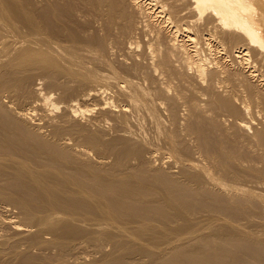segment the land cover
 I'll return each mask as SVG.
<instances>
[{"label": "bare ground", "instance_id": "6f19581e", "mask_svg": "<svg viewBox=\"0 0 264 264\" xmlns=\"http://www.w3.org/2000/svg\"><path fill=\"white\" fill-rule=\"evenodd\" d=\"M72 1H74V0H72ZM72 1H71V3H72ZM122 1L121 0H83V1L80 0L79 3H77V4L75 3L74 5H71V4H67V0H0V180L4 182V184H3V182L0 181L2 183L0 185V196H2L4 198L6 197L12 203H15L17 208L19 207L25 213V215L28 216V221H27V218L25 219L26 223L27 222L28 223L27 224L24 223V226H17L14 224V221H12L13 222L12 223L9 220V224L11 223V225L15 228V230L17 229V232H19L20 234L23 233L24 235L29 234L28 237H26L25 239L23 238L24 240L22 239L19 241V245L23 246L25 244L24 246H25V248H27L24 251L22 249L17 251V252H19L18 253L19 254V261L20 260H21V262L27 261L28 263L30 262L31 264L33 261H36L37 263L40 262L43 264L47 263V262L52 263V262H54V261H52V259H50V258H52V256L45 255V254L34 255V253L28 254V252H29L28 249H31V251H32V249L33 250L38 249L37 251H35L36 253H38L39 250L40 251L43 250V253H44V249H49V248L54 246L55 249L57 247L58 248L57 250H59V255H57L58 256L57 260L59 262L56 260V257H55L53 260H55L56 262H54L53 264H56V263H58V264H76L77 261L76 262L73 261L71 263L69 262L71 260L65 261L64 256L69 249L74 250V251L70 250L71 252H73V254H74V252L80 253V250L83 248V246H84V250H85L86 244L89 245L88 243H91L90 245L94 246L95 244L99 243L100 239H102V240L104 239V241L106 240L114 249V250L112 249L114 254H112L109 257L110 259H107L108 257L106 255L107 260H105V261H108V260L109 261L105 264H263L264 263L263 262L264 261V240L257 238L259 234H264V233H258V230H260V228L262 226L259 229H256L257 232L254 231L255 233H258V235L256 234V236H257L256 237V236H254L255 234L254 235L250 234L249 233L250 230H248L246 228H245V230H247L248 233L244 232L245 230L241 231V228H239L240 230H238L237 228H235V229L233 227L231 228L227 224H224V225L220 224L221 222L219 220L220 223L219 222L218 223L220 225L218 224L216 226H212V229H213V227H217V228H215L216 231L214 230L215 232L213 230H210V232L204 233V231L199 232L197 230L196 224H198V222L196 221L197 223H195L191 217V214L193 212H195V211L200 212L202 210L204 212H208V213H222L223 215H226V216H233V215L235 216V215L239 214V211H238L239 209H237L238 207L236 208V203H233V204L231 203L232 205H229V203H228V205H227V203L224 204L222 202L221 198H219V197H221V195L219 197H217L219 195V194H217V192H216L217 196L215 193H214L215 195H213V194L211 195L209 193H203V191L199 192V188L202 186L199 187V185L201 183L198 184V180H197V177L195 175L185 176L184 174H182L181 176L185 177V178L183 177L184 180H177L178 178L177 179L172 178L173 177L172 172H174V170L171 172V174L169 172V174L172 175V177L164 175L165 173H164L163 169L157 170L156 169L157 167H154L151 165L152 161H154V163H155V160L157 157L154 156L155 160H152V161L150 160L151 162L147 161L149 159L146 160V158H142V157H144V155L142 156V151L145 149H143L142 151H141L142 147L141 148L138 147L139 149H137V145L133 144V142H132L134 140L131 138L132 135H129L130 136L129 140H132V141H129L126 137H125L126 139H118L117 140V138L115 137L117 135L111 134L110 133L111 131L108 132L105 129H103V130H105V132H108L109 137H110V135H109V133H110L111 137H112V135H114V138H115L112 140V138L110 137L111 139H108L109 141H105V139L102 136L104 135V137H105L106 133L103 135L100 134L98 131L99 129L98 130L96 129L98 126L96 128L94 127L95 130H93V127H92V130L89 129V127H90L89 122L91 125V123H92L91 121H93L94 117H96L95 115L93 118H91V119H93L91 121L89 120L90 119L89 116H88V118H86V119H88L87 120L88 126L86 123H82L83 119L86 120L85 119L86 113H88V111H93V109L90 110L91 108H88L89 106H87V104H88L87 102H90V100H93V99L94 100L91 102L92 103L95 102V103L92 105V107L99 109V111L97 109H95L94 113L97 111V113L101 112L102 113V114L100 113L101 115H105V112H107L108 114H110V113L114 114V113L120 112L122 114L123 119H121L120 117L119 118L121 119V121L122 120L124 121V122H122V123H124L122 125H125L124 118L126 116L128 117V115H129V113L127 114V112L129 111L127 109L128 108L130 109V107H128V105H120L121 103L119 104V102H122L120 100L118 103L114 104L112 101H110L108 99V96L106 98V95L105 94L103 95L102 92H104V89L101 87V86L105 87L103 84L100 85V87H99L100 83H98V85L93 84L96 87H93L90 89L87 88L88 90L87 89L84 90L85 88L84 89L79 88L83 85L85 86V84H87V83L90 84V83H94L97 81L98 82L104 81V82H109V83L111 82V81H109V80H111L110 76H109L111 74V71H110L111 70V67H110L111 63L108 62V59H107L108 63L107 62L106 63L110 67L109 68L110 69L109 75H108L107 70H104V69H106L105 67H108V66H105L106 64L104 65V68H102V69L104 71H106L107 74L102 73L103 70H101V69L97 70V71H102V72H97L96 70L94 71L89 66H87L88 64H86L82 60V58H84V57H82V55L84 53V54H87V56H88V54L90 53L91 50L95 51V49L98 47V43H99L98 40H100L98 38L101 37L100 32L103 29L102 27H103V21H104L105 16H107V15L109 16V14H110V16H112V17H109L110 21H111V18H114V21L113 22L111 21L112 22L111 25L109 24L111 26V29H108V30L111 33H114V30H116V28H114V30L112 32L113 26L118 27L117 25H119L121 27V25L123 26L125 24L124 22L121 23L120 18H119L123 14V11H122L123 8H122V3H121ZM153 1L154 0H129V3H130V6L132 8H134V10L136 9L138 11V13L143 14V16L146 17V20L147 19L151 20L150 22H152V20L155 21V26L157 28V32L158 31L166 32V34L169 37L168 40L170 43V45H169V43L167 44L168 41H166V45L169 46L170 48L172 46L173 50L177 49L178 54L179 53L181 54L180 60L182 59V61H184L185 63L190 65V67L195 68V70L192 68H188L189 66H187L186 64L181 62L182 64H184V66L185 65L187 66V70L185 69L186 71H192L193 70L194 72H191V73L197 72L196 78L198 75H199L198 76V78H199V77H201V76L203 77V75H205V73L207 71V67L210 68V67L214 66L219 74L216 71H211V70L210 71L215 73V74L217 73L219 75V77L222 78V80L220 79L221 81L220 80L219 81L220 82L224 81L225 83H228L227 85L229 86V84H230L229 82H231L232 81L231 79H233L230 74H227V70H228L229 66L226 67V65H224V63H223V65L219 64L218 61H220L221 59L218 60V58H216V57L211 58V56H209V60L211 58V60H213L212 61L213 64H207L206 62L208 61V55L205 58V57H201L200 54H198L199 51L197 52V50H198L197 47L195 48L193 46L194 45L193 43H195V42L193 41V38H190V35L186 34V36H187V37L185 36L186 39H183L184 36L181 39H179L180 36L178 38L177 32H179L180 29L181 30L186 29V27H188V26L185 27L184 24L182 23L183 24V25L181 24L182 27H181V25L178 27L177 26L178 23L177 24L174 23L175 21L173 22V19L171 20V18L169 19V17H165L164 20H163V18H161V20L156 19V17H158V16L163 17L162 15L164 12V8H163L164 5L161 2H157V4L159 3L161 5V6L159 5V7L161 9H163V12H162V10L158 9L159 7L158 8L153 7L156 5V3L154 4ZM187 1L189 2L187 4V6L190 9H192L193 12L198 11L200 14L201 12L206 13L208 11H211L212 13L211 12H209V13L214 14L213 16H215L216 19L218 21H220L219 22L221 24L220 27H222L221 29L225 30L226 36L235 38V41H238L237 39H239V41H241L239 43H235V45L230 43V45L231 44L233 45V46H231V48H232L231 51L235 52L233 54H235L234 56L236 57V61L232 59L233 62L235 61L237 63H242V64L247 62L246 64L248 65L250 62L249 61L250 59H248L250 52H253V54H255V57H260V58L262 57V59L264 58V0H186L185 4L187 3ZM142 3L145 5V7H144V5L142 6V7H144V9L141 8ZM130 6H128V7H130ZM256 6H257V8H256ZM124 8H125V6H124ZM205 10H207V11H205ZM132 11H133V9H132ZM203 11H205V12H203ZM126 12H127V10H126ZM161 12H162V15H161ZM195 14H197V13H195ZM199 14L197 15L198 17H199ZM131 15H133V13ZM138 15H140V14H138ZM138 15L136 17H138ZM123 16H124V19H126V24L130 23V18H129L130 14H129V16H127V14H126V16H127L126 18H125L124 14H123ZM200 16H201V14H200ZM109 18H108V20H109ZM195 18H197V17H195ZM211 18H213V17H211ZM122 19H123V17H122ZM124 19L122 21H124ZM139 19L140 18H138V20ZM142 20H143V17H142ZM146 20L144 19L143 21L146 22ZM110 21L104 22V24L110 23ZM133 21H134V18H133ZM135 21H136V19H135ZM135 21H134V24H135ZM166 22H168V24ZM171 22H172V24H171ZM136 23L137 24H135V25L139 24L138 21H136ZM153 23L154 22H152V24ZM219 23L217 24V26L219 25ZM144 24H146V23H144ZM175 24H176V26H175ZM207 24H206V26H207ZM147 25H148V23H147ZM150 26H151V23H150ZM155 26L153 27V29L155 28ZM131 28H132L131 30L137 29V27L135 29V28H133V26ZM125 29H129V28L127 27ZM125 29H124V31H125ZM153 29L151 31H153ZM108 30H107V32H108ZM120 30H118V31H120ZM139 30L142 31V28L140 29V27H139ZM145 30H146V28H145ZM186 30H188V28ZM220 30L218 29L219 32H220ZM118 31L116 30L117 33H118ZM190 31H189V33H191ZM105 32H106V30H105ZM126 32H127V30H126ZM155 32H156V30H155ZM117 33H116V36H117ZM135 33H137V32H135ZM142 33H143V31H142ZM148 33H149V35H152V34H150L152 32L148 31ZM160 33L161 32H159V34ZM223 33H224V31H223ZM98 34H99V36H98ZM123 34H124V32H122V35ZM138 34H139V32H138ZM108 35H110V37H111L110 33ZM122 35H121V37H122ZM129 35H130V33L128 32L127 36H129ZM146 35H148V34H146ZM157 35H156V37H158ZM182 35H183V33H182ZM208 35H210V34H208ZM130 36L133 37L134 34L130 35ZM163 36H165V33L163 34ZM219 36H220V34H219ZM113 37H114V35H113ZM117 37L119 39V36H117ZM135 37H136V35H135ZM154 37H155V35H154ZM207 37H205L206 41H207ZM102 38H103V36H102ZM125 38L126 37H124V40L127 41ZM216 38H219V37H216ZM109 39H112V38H109ZM109 39H107V40H109ZM153 39L154 38H152V40ZM190 39L193 41V43H192L193 45L186 43L187 40L189 41ZM120 40H123V38L119 39V41ZM105 41H106V39H105ZM115 41L117 42V40H115ZM132 41H133V39H132ZM215 41L216 40H214L213 42H215ZM228 41H227V43H228ZM223 42H225V41L223 40ZM231 42H233V41H231ZM102 43H103V41H102ZM119 43H121V42H119ZM216 43H217V41H216ZM222 43L220 42L217 44H221L224 47L225 43L224 44H222ZM126 44H127V42H126ZM128 44H129V42H128ZM108 45H110L109 42H108ZM115 45H116V43H115ZM117 45H118V42H117ZM130 45H132V44H130ZM228 45H229V43H228ZM99 46H100V44H99ZM103 46H105L107 48L106 45L103 44ZM217 46H219V45H217ZM217 46H215L213 48L218 50L219 47H217ZM226 46H227V44H226ZM108 47L110 49V46H108ZM164 47H165V45H164ZM211 47H210V50L212 49ZM120 48H122V47H120ZM127 48H131V46L129 47V45H128ZM159 48L156 49L157 51L155 50L157 53H158V51H160ZM113 49H114L113 52L115 55L116 54L115 53L116 46L114 48V45H113ZM113 49H111V51ZM225 49L226 48H224L222 50H225ZM98 50H99V47H98ZM101 50H102V47H101ZM207 50L209 52V48ZM86 51H89V53L88 52L86 53ZM107 51H108V49H107ZM107 51L105 52V50L103 49L102 52L107 53ZM216 51H215V54L216 53L219 54V52H221V51H219V52H216ZM96 52H97V49H96ZM113 52L111 54H113ZM165 52H167V51L165 50ZM159 53H161V52H159ZM98 54L99 53H97V57H98ZM104 54L102 53V56ZM121 54H120V56H121ZM156 55H159V54H156ZM226 55L228 56V53H226ZM107 56H109V55L107 54ZM163 56H164L163 63L165 62V59L170 60L169 58L171 56L168 58H165V55H163ZM110 57H112V56H110ZM223 57H225V56H222V58ZM91 58H92V56H91ZM119 58H121V57H119ZM154 58H156V57H154ZM154 58H152V59L154 60ZM157 58H159V57H157ZM157 58H156V60H157ZM249 58H250V56H249ZM86 59H89V58H86ZM206 59H207V61L205 62ZM253 59H254V57H253ZM93 60H95V58ZM104 60H106L105 57H104ZM156 60H155V62H156ZM178 60H179V58L177 59V62H178ZM109 61H110V59H109ZM115 61H114V63H115ZM243 61H245V62H243ZM100 62H101V60H100ZM100 62L98 61V63H100ZM111 62H112V60H111ZM120 62H122V61H120ZM168 62H171V61H168ZM252 62H250V63H252ZM125 63L126 62L124 61V65L127 64V63L126 64ZM133 63H134V61H133ZM136 64H134V65L136 66ZM147 64H148V62H147ZM152 64H153V62H152ZM170 64H172V63H170ZM116 65H117V63H116ZM191 65H193V66H191ZM238 65H240V64H238ZM98 66H100V65H98ZM111 66H113V65H111ZM135 66H134V70H135V68L138 69V67H135ZM161 66H165V65H161ZM167 66H168V64L166 65V67ZM178 66H180V65H178ZM91 67H92V65H91ZM120 67H118V69ZM130 67H131V65H130ZM153 67H155V66H153ZM153 67H151V69ZM158 67L160 68L159 64H158ZM166 67L164 69H166ZM240 67H241V65H240ZM252 67L254 68V66H252ZM127 68L125 71H127ZM156 68H157V66H156ZM159 68H158V70L161 69V68L160 69ZM168 68H169V66H168ZM173 68H177V67H173ZM115 69H117V67ZM130 69L132 71V68H130ZM189 69H192V70H189ZM247 69H249V68H247ZM155 70L153 69V73H157V71H155ZM172 70H174V69H172ZM181 70H182V68H181ZM170 71L168 70L169 73H170ZM182 71H180V72H182ZM243 71H245V70H243ZM134 72L136 73V71H134ZM147 72H149V70H147ZM150 72H151V70H150ZM163 72H162V74H165V75L168 74L169 75V73L166 74ZM173 72H175V71H173ZM124 73H123V75H125ZM131 73L133 74V72H131ZM176 73H178V72H176ZM176 73H174V74H176ZM229 73H230V71H229ZM236 73L237 72H235V74ZM114 74L116 76L117 73L115 72ZM129 74H127V75H129ZM136 74H135V76H136ZM139 74H141V73H139ZM157 74H160V73L158 72ZM157 74H155V76ZM186 74H187V72H186ZM242 74L245 75L244 72ZM261 74L262 73H260V76H261ZM141 75H143V73ZM165 75H164V78H165ZM180 75H182V73L179 74V76ZM210 75H211V73H209V76L207 75V78L210 77ZM236 75L238 76V74H236ZM239 75H240V72H239ZM247 75L254 76L255 74H251V72L248 71ZM143 76L139 77V78H141L140 82L136 79L138 77H135L134 80H137L140 84H142V81L144 80V79L142 80ZM146 76H145V78L148 77V76L147 77ZM157 76H159V75H157ZM183 76H184V74H183ZM237 76H233V77L237 78ZM125 77L128 78V76H125ZM125 77L122 76L123 79ZM133 77H134V75H133ZM174 77H175V75H174ZM181 77L182 76H180V78ZM204 77H206V76H204ZM213 77H214V75H213ZM240 77H238V78H240ZM243 77L245 79V76H243ZM257 77H259V76H257ZM257 77H256V79H259ZM115 78L118 79V77L117 76L114 77L115 86L117 87L116 93L119 92V94L124 95L125 97L128 96L126 98L130 99L129 103L131 102L130 104H133V106L135 107L137 105V103H134L136 98L134 99L133 96H136L138 98V96H137V95H139V94H137L139 92L138 90L143 88V91H142V95H143L144 90H146V92H147V88L145 89L144 86L139 88L138 86L140 84L138 85V82H136L138 85L137 86V85H135V83L132 82L133 79L132 80L130 79L131 81H129V80H128L129 82L126 81L127 82L126 85L130 84L129 85L130 87L128 86V88L129 89L131 88L130 90H132V92L129 93L128 91H130V90L129 89L127 90L126 89L127 87L124 88L123 85L118 84V80H120V79L115 81ZM129 78H131V76ZM151 78H149V79H151ZM156 78L161 79L163 77H161V78L156 77ZM198 78H197V80H198ZM246 78H248V77H246ZM153 79L155 80L154 74H153ZM153 79H152V81H153ZM167 79H168V83H171L170 81L173 80V79L170 80L169 77ZM174 79L176 80L177 78L175 77ZM187 79L189 80V78H187ZM201 79L203 81V78H201ZM201 79H199V80L201 81ZM211 79H209V80H211ZM41 80H43V81L45 80V81H47V84H49L51 86L55 85V86H57V89L58 88L61 89V93L58 92L60 94V96H62V102H63V103L60 102V106L62 105L61 106L62 108L60 109L61 111L59 110L60 113L57 112L58 114L49 116L48 113L46 112L47 110L50 111L49 108H51V106H53L55 104L51 99L52 92H50L51 93L50 94V93H47L48 92L47 91L46 94L45 93L43 94V91L41 93V90H39L40 87L42 86ZM122 80H120V83ZM145 80H147V79H145ZM207 80H206V82H208ZM215 80H216V77H215ZM215 80H213V81H215ZM144 81H143V83H144ZM181 81H183V80H181ZM71 82H73V83L75 82L76 84L74 85ZM172 82H175V81L173 80ZM180 82H179V84H180ZM123 83L125 84L124 80H123ZM162 83H163V81L160 82V87H161ZM166 83H167V81L165 82V84ZM175 83H178V82H175ZM183 83H185V82H183ZM213 83L215 84V83H217V81H215ZM225 83L223 84L224 86H226ZM244 83H245V81H244ZM247 83H249V80ZM200 84H201V82H200ZM220 84L222 85V83H220ZM239 84H240V81H239ZM49 85H48V88H49ZM105 85H106L107 89L110 87H113L112 83H111L110 87H109V84H105ZM163 85H164V83H163ZM172 85L173 84L171 83V87H172ZM215 85H217V84H215ZM237 85H236V87H237ZM149 86H151V85H149ZM149 86H147V87H149ZM165 86L167 87V85H165ZM224 86H223V88L225 89L226 87H224ZM230 86H232V85L230 84ZM230 86H229V88H230ZM248 86L251 87L252 85H248ZM169 87H170V85H169ZM171 87H170V89H171ZM181 87H180V89H182ZM202 87H201V89H202ZM204 87L206 88L205 85H204ZM204 87H203V89H204ZM218 87L222 88L221 86H218ZM236 87L234 85L235 89H236ZM53 88H55V87H53ZM53 88L51 91H55V89H53ZM113 88H115V87H113ZM153 88H155V87H153ZM163 88H164V86H163ZM187 88H186V90H187ZM215 88H216V86H215ZM215 88L213 87L214 90L217 89V88L216 89ZM223 88H222V90H223ZM59 89L57 91H60ZM150 89L151 88H149V90ZM180 89H178V90L180 91ZM209 89H208V91H210ZM231 89H233V88H231ZM235 89H233V92H231L232 94H234L236 92ZM108 90H106L105 93H109ZM111 90L115 91L112 88H111ZM151 90H153V89H151ZM178 90L173 91V89H172V92H176ZM205 90H207V89H205ZM225 90H227V89H225ZM230 90H229V92H230ZM241 90L243 91L242 88L240 89V91ZM211 91H210V93H211ZM238 91H239V89H238ZM133 92L136 93L137 95H135V94L133 95ZM162 92H164V90H162ZM162 92L161 93L158 92V96H159V94H162V96L165 95V93L163 94ZM166 92L170 93V91H168V90ZM182 92H184V91L182 90ZM225 92L226 91H224V93ZM247 92H248V90H247ZM251 92L252 91L250 90V94H251ZM101 93H102V95H101ZM155 93H157V92H155ZM178 93L179 92L176 93V96ZM210 93H208V94L210 95ZM217 93L218 92H216V95H217ZM227 93H228V91H227ZM231 93H229V94H231ZM236 93L238 94V92H236ZM253 93H255V92H253ZM111 94H112V92H111ZM147 94H149V92ZM151 94H152V91H151ZM201 94L202 95H199V96L205 95V93H203V92ZM211 94H213V93H211ZM229 94H227V95H229ZM237 94H235V95H237ZM240 94L242 96V93H240ZM32 95H34V96L36 95V96L34 97ZM154 95H156V94H154ZM170 95H171V93L169 94V96ZM209 95H206V97ZM216 95H215V98H216ZM248 95H249V93H248ZM55 96H58V95H55ZM101 96L105 97L106 99L105 98L103 99ZM149 96H150V98L152 97L151 95H149ZM184 96H186V95H184ZM223 96H224V94H223ZM112 97L113 96H111V98ZM145 97L147 98V96H145ZM159 97L161 98V96H159ZM210 97H211V95H210ZM218 97H220V96H218ZM226 97H228V96H226ZM234 97H236V96H234ZM257 97L256 98L254 97V99H257ZM262 97L260 95V98H262ZM155 98L159 99L156 96H155ZM212 98H214L213 95H212ZM212 98H211V100H212ZM244 98H245V96H244ZM244 98H243V101L245 100ZM152 99L154 100V98H152ZM163 99H165V97ZM235 99H237V97ZM123 100H125V99H123ZM128 100H127V103H125V104H129ZM139 100H140V97H139ZM166 100H168V98H166ZM175 100L174 101L177 102V97H175ZM230 100H231V98H230ZM181 101H182V99H181ZM183 101H185V100H183ZM190 101H188V102H190ZM247 101H250V100H247ZM124 102H126V100ZM151 102H154V101L151 100L150 103L149 102L148 103L151 104ZM156 102H158V100ZM197 102L198 101H196V103ZM201 102H203V100H201L200 103ZM238 102L241 103L242 101L240 100ZM193 103H194V101L192 102V104ZM215 103H216V101H215ZM225 103H226V100H225L224 104ZM255 103H256V105H259L258 100H256ZM85 104H86L87 108L85 107ZM153 104H155V103H152L151 105H153ZM162 104H164V103L162 102ZM172 104L173 103H171V105ZM182 104L186 105V103H182ZM192 104H190V105H192ZM144 105H143V107H145ZM180 105H179V108H181ZM206 105H204V106L206 107ZM216 105H217V103H216ZM230 105H232V104L230 103ZM238 105H239V103H238ZM246 105L243 106L241 104L242 110L245 111L246 113H248L249 111L247 112L246 108H249V107H247ZM260 105H261V102H260ZM13 106H15V108L17 107V109H13L12 108ZM34 106L40 107L39 108V109H41L40 111L43 110L44 113L41 112L42 114L40 113L39 116H36L35 115L36 113H34V109H33V108H35ZM133 106H132V108H133ZM138 106L142 108V105L138 104ZM235 106L233 108H235ZM146 107H148V106H146ZM154 107H155V105H154ZM161 107H162V105H161ZM164 107H166V106H164ZM177 107H176V111L178 112V111H180V109ZM194 107L197 108L199 106L196 105ZM201 107H203V106H201ZM213 107H210V108H212L211 111L213 110ZM230 107L231 106H229V110H230ZM254 107H255V105H254ZM258 107L260 108V106H258ZM156 108H158L157 105H156ZM173 108H175V107L173 106ZM190 108H192V107H189V109ZM233 108L231 107V109L234 111ZM239 108H240V106H239ZM163 109H165V108H163ZM166 109L168 110V108H166ZM169 109H170L172 118L177 116L176 111L174 109H172V107H170ZM177 109H179V110H177ZM183 109L185 110V108H183ZM183 109H181V111ZM189 109H187V110H189ZM215 109L216 108H214V110ZM217 109H220V107L218 106ZM133 110H134V108H133ZM149 110L154 111L152 108H150ZM187 110H185V111H187ZM201 110H200V112H201ZM248 110H250V109H248ZM262 110L264 111V109H262ZM262 110H260V111H262ZM35 111H37V110H35ZM103 111H105L104 114H103ZM136 112H137V115H136V118H137V116L139 115L138 113H140V112L135 111V113ZM142 112L139 116L140 118L142 116ZM145 112L146 111H144V114H145ZM160 112H162V110ZM197 112H199V111H197ZM258 112H257V114H258ZM154 113L155 112H153V114ZM166 113L168 114V111ZM185 113L187 114V112H185ZM189 113L190 112H188V114ZM191 113H193V112H191ZM261 113H264V112H261ZM89 114H91V112ZM100 114L98 113V115H100ZM132 114L133 113H131L130 115L132 116ZM144 114H143V116L148 115V113H147V115H144ZM158 114L159 113H157V115H155V116L159 117ZM117 115H119V114H117ZM152 115H150V117L149 116H147V117L151 118ZM162 115L163 114L161 113L160 116H162ZM168 115H170V114H168ZM182 115H183V113H182ZM184 115H183V119H185ZM237 115H235V116H237ZM244 115H246V114H244ZM259 115L260 114H258V116ZM261 115H260V117H261ZM92 116L90 115V117H92ZM105 116H107V115H105ZM105 116H104V118H105ZM115 116H116V114L114 115V117ZM163 116H166V115L164 114ZM221 116L223 117L222 113H221ZM224 116H226V115H224ZM263 116H262V118H264ZM44 117H46V118H44ZM109 117H110V115H109ZM109 117H108V119H109ZM127 117H126V119L129 121L128 118L130 116L128 118ZM188 117H190V115H188ZM192 117H190V118H192ZM260 117H259V119H260ZM104 118L100 117L99 119H104ZM115 118L118 119V116H116ZM132 118L133 117H131V119ZM146 118L144 117V119H146ZM240 118H241V116H240ZM244 118H246V117L244 116ZM256 118H258V117L256 116ZM43 119L45 120V123L42 122ZM99 119H98V121H100ZM108 119H106V120H108ZM167 119L169 120V118H167ZM181 119H182V117H181ZM95 120H96V118H95ZM135 120L134 121L132 120V121L135 122ZM138 120L139 119L137 118V121H136L137 123H135L136 126H139V125H137L138 123L142 124L141 121L143 119L140 120V122H138ZM186 120H187V118H186ZM224 120L226 121L227 119L224 118ZM108 121H105V119H104V122L107 123ZM121 121L119 122L120 126H122L120 124ZM164 121H167V120H164ZM177 121H178V118H177ZM245 121L246 120L244 119V122ZM154 122H157V121H154ZM173 122H175V120ZM182 122H183V120H182ZM184 122H185V120H184ZM197 122H198V120H197ZM234 122H235V124L240 125V126H244V124H245L243 122V120H241V119H239V120L235 119ZM262 122H264L263 119H262ZM93 123H92V125H93ZM111 123L109 122L108 124L111 125ZM114 123L116 124L117 121L116 122L114 121ZM164 123H166V122H164ZM167 123H168V121H167ZM99 124H100V122H99ZM129 124H130V122H129ZM131 124H133V123H131ZM150 124L151 123H149V125ZM256 124L254 123V125H256ZM117 125H118V123L116 124V126ZM119 125L117 127L118 129H114V132H117L119 130L118 131V133H119L121 131V127L119 129ZM153 125L155 126L156 124H152L151 126L153 127ZM157 125H158V123H157ZM159 125H163V124L159 123ZM159 125H158V127L160 128ZM237 125H236V127H237ZM259 125H261V124H259ZM100 126H101V124H100ZM140 126L138 128L143 129V127H140ZM169 126H170V124H169ZM175 126H177L176 123H175ZM197 126H199V125H197ZM246 126H247V124H246ZM148 127L149 126H147V128ZM156 127L157 126H155V128ZM248 127L250 128V126H248ZM102 128H103V126H102ZM102 128H100V130ZM110 128H111V126H110ZM131 128L133 129V127H131ZM145 128H146V126H145ZM159 128H158V130H159ZM238 128H239V126H238ZM247 128H245V129H247ZM249 128H248V130H249ZM259 128H261V126ZM263 128H264V126H263ZM132 129L130 130V127H129L128 131H129V134H130V132H132L134 135V132L136 130L133 131L135 128L133 130ZM241 129H242V127H241ZM109 130H111V129H109ZM125 130L122 131L123 134H125ZM187 130H189V129H187ZM193 130L196 131L197 129H193ZM198 130L200 131V129H198ZM155 131H157V130H155ZM160 131H162V130H160ZM165 131H166V129H165ZM173 131H176V130H173ZM242 131H244V130H242ZM140 132L143 133L144 131L141 130ZM248 132L249 131H246V134ZM136 133H138V131ZM157 133H159V131ZM169 133H170V131H169ZM169 133H168V135H169ZM259 133L261 134L260 131H259ZM162 134H163V132H162ZM256 134H257V132H256ZM139 135H142V134H139ZM143 135H144V133H143ZM134 136L136 137V135H134ZM134 136H132V137L134 138ZM176 136L174 137L175 139H177ZM199 136H200V134H199ZM118 137H120V134H118ZM138 137L141 138V136H138ZM154 137H155V135H154ZM181 137H183V135H181ZM254 137H256V135H254ZM169 138L171 139V136ZM241 138H242V136H241ZM103 139H104V141H102ZM145 139H146V136H145ZM145 139L143 138V141ZM199 139H200V137H199ZM203 139H204V137H203ZM139 140H141V139H139ZM166 140H168V139H166ZM262 140H263V138H262ZM169 141H171V140H169ZM199 141H202V140L200 139ZM144 142H142V144ZM149 142H147V143H149ZM174 142L175 141L173 140V143ZM222 142H223V140H222ZM218 143H221V141H219ZM178 144H179V142H178ZM180 144H181V142H180ZM83 145L89 146V147L91 146L92 150H94L95 149L94 147H96L98 149V153L99 152L100 153L105 152V154H103L105 156H103V157L107 156L106 151L114 152L115 155L112 154V156H115V160H114V158H111V160L112 159L114 160V163L110 164L109 162L107 163V162H104L101 160L98 161L97 163H94L95 161L90 162V160H92L93 157L89 161L83 160L85 158L84 156H87L86 152H85V148ZM148 145H149V147H151V144H148ZM202 145L204 146V143ZM212 145L216 146V144H212ZM218 146H220V144L219 145L217 144V147ZM222 146L225 147L226 145L225 146L222 145ZM222 146H220V147H222ZM89 147H86V148H89ZM143 147H145V144ZM182 147H183V145H181V148ZM217 147H215V148H217ZM199 148H202V147H199ZM146 149L149 150L148 148H146ZM158 149L156 150V148H155L156 151H158ZM177 149H179V148H177ZM212 149H209V151L207 150L208 153H207L206 157H207V161H209V162L204 163L203 162L204 160H203L202 161L203 164H202V163H200L201 161H199V160L198 161H191V159H192L191 158L190 161L186 160L188 162L184 163V164H187V165H185V166H187L186 168L187 169L194 168V171H195V169L198 170L200 172V175L204 176L208 180V182H209L208 186L209 187H212V186L217 187L218 189L217 188H215V189H217L218 191L219 190L223 191L225 193V196H226V194H228L230 197H232V196L240 194V197H241V195H247L250 197L252 195V193H250L249 189L245 188L244 185L233 182L234 179L232 177H231L232 182L230 184H226V182L222 181L221 178L222 177L227 178V176L223 175L222 177H220V175L217 172V174L219 175L218 177H220V178H215L217 176L212 177V176H209L207 174L209 171H211V170L207 169L209 167H212V168L217 167L219 169H222L225 174H228V175L230 174L228 172V167H226L223 164L217 165L218 163L215 162L214 157H213L214 154L216 153V151H215V153L214 152L212 153V151H214ZM178 151H180V150H178ZM218 151H220V150H218ZM184 152L187 153L186 150ZM145 153H147L146 150L143 152V154H145ZM224 153H225V151H224ZM224 153H222V154H224ZM226 153H228V152L226 151ZM230 153L231 152L229 151L228 154H230ZM130 154L134 155V157H135V155H137L136 156L137 161L135 160V162H133L132 161L133 156ZM150 154L151 153H149V155ZM228 154H227V156H229ZM233 154H231V155H233ZM79 155H82V157H84V158H81V156H79ZM99 155H102V154H99ZM128 155L130 157H132V160H131V158H130V160L128 159V157H129ZM149 155H147V156H149ZM240 155H242V154H240ZM110 156H111V154H110ZM218 156H221L220 153ZM103 157H101V159ZM151 157H153V156H151ZM188 157H189V155H188ZM252 157H253V155H252ZM88 158H90V157H88ZM147 158H150V156ZM221 158H222V156H221ZM224 158H226V157H224ZM224 158H223V160H224ZM239 159L240 158H238V160ZM243 159H241L242 162H243ZM238 160H235V161L239 162L240 160L239 161ZM246 160H247V158H246ZM105 161H108V160L106 159ZM225 161H226V159H225ZM205 162H206V159H205ZM154 163L152 162V164H154ZM180 163L181 162H179V164ZM175 164L177 165L178 163H175ZM234 164L232 163L231 166ZM235 166L237 169H239L238 164H235L234 166H232V168ZM159 168H161V167H159ZM182 170L184 171V169H182ZM182 170H181V172H183ZM159 171L160 172L163 171V174L158 173ZM168 171L169 170H167V172ZM231 171H233V169ZM262 171H264V170H262ZM237 172H239V171H237ZM242 172H240V173H242ZM175 173H177V172H175ZM252 173H253V171H252ZM236 174H238V173H235V175ZM235 175L233 177H235ZM262 175H264V174H262ZM178 176H179V174H178ZM245 177H243V179ZM257 180H258V178H257ZM204 183H205V181H204ZM204 183H202V185L206 184V183L205 184ZM232 183H235V184H232ZM215 189H214V191H215ZM250 189H252V188H250ZM205 190H206V188H205ZM252 192H254V191H252ZM247 196H244V198ZM224 198L225 197H223V199ZM228 198H226V200ZM261 199H262V195H261ZM236 200H238V199H236ZM229 201H231V200H229ZM249 201H245V203L243 202L242 203L243 206H246V203ZM251 201L253 202L252 198H251ZM238 203H240V202H238ZM259 207H258V209H259ZM261 207H263V206L261 205ZM255 209H256V206H255ZM258 209H257V211H258ZM244 210H246V209H244ZM253 211H255V210L253 209L252 212ZM246 212H248V211L246 210ZM252 212H249V213H251V215H254V214H252ZM262 212H264V209ZM19 213H22V212H19ZM261 214H263V213H261ZM193 215L195 216L196 214H193ZM240 215H241V213H240ZM218 216H220V215H218ZM249 216H250V214H249ZM249 216H246V218H248ZM259 216L260 215H258L257 217H259ZM261 216H264V215H261ZM195 217H197V216H195ZM251 217L256 219L255 216L254 217L251 216ZM224 218L225 217H223L222 220H224ZM194 219H197V218H194ZM209 219H211V218L209 217ZM238 219H239V216L237 218V221H238ZM22 220H24V219H22ZM229 220H230V218H229ZM249 220H252V219H249ZM213 221L215 222L214 219H213ZM76 222H78L79 224L83 223L84 225L83 224L79 225ZM242 222H244V221H242ZM202 223H204V222H202ZM238 225H236V226H238ZM8 226H10V225H8ZM247 226H248V224H247ZM250 227H252V226H250ZM250 227H248V228H250ZM263 227H264V225H263ZM263 227L261 229H263ZM0 231H1V229H0ZM251 231L253 233V229ZM261 231H259V232H261ZM182 234H186L185 235L186 237L179 238V237H181L180 235H182ZM46 235L47 236L49 235V237H47ZM127 238H130V240ZM261 238H262V236H261ZM2 241H0V242H2ZM21 241H23V242H21ZM100 242H101V240H100ZM104 243H106V242H104ZM3 244L0 243V245H2V246H3ZM162 244L164 246H167V247L166 248L164 247L161 250L157 249L158 251L153 250V249L160 247V245H162ZM12 245H13V243H12ZM49 245H53V246H49ZM99 245H101V244H99ZM21 246L19 248H21ZM92 246H91V248H92ZM106 246H107V244H106ZM12 247L15 248V247H17V245L12 246ZM95 247H96V245H95ZM96 248H98V247H96ZM99 248H101V246ZM0 249H1V246H0ZM12 249H11V251H12ZM52 249H54V248H52ZM92 249H90V250H92ZM3 250H5V249H3ZM16 250L17 249L15 248V251ZM87 250H88V248H87ZM107 250H108V248H107ZM11 251H9V252H11ZM17 252H16V254H17ZM50 252H52V251H50ZM101 252H103V251H101ZM69 254H71V253H69ZM75 255H73V256L75 257ZM77 255H79V254H77ZM82 255L85 256V252H84V254H80V257ZM100 255H103V254H100ZM109 255H110V252H109ZM39 256H41V257H39ZM66 257H67V254H66ZM68 257H69V255H68ZM71 257H72V255H71ZM78 257L75 259H78ZM8 258H6V259H8ZM92 258H94V257H92ZM4 259L0 258V264H1V260L3 262L5 261ZM67 259L68 258H66V260ZM70 259H72V258H70ZM102 259H104V258H102ZM102 259H100V260H102ZM82 260L89 261V260H87V258L86 259L84 258ZM97 260H98V258H97ZM80 262H81V259L78 263H80ZM90 262L92 263L91 260H90ZM95 262H97V261H95ZM12 263H10V264H12ZM7 264H9V263H7ZM13 264H17V262L13 263ZM19 264H21V263H19ZM25 264H27V263L25 262ZM80 264H82V263H80ZM100 264H102V263H100Z\"/></svg>", "mask_w": 264, "mask_h": 264}, {"label": "rangeland", "instance_id": "374dc122", "mask_svg": "<svg viewBox=\"0 0 264 264\" xmlns=\"http://www.w3.org/2000/svg\"><path fill=\"white\" fill-rule=\"evenodd\" d=\"M72 1V0H71ZM71 1L70 0H67V4H71V5H74L75 3L77 4V3H79V1L80 0H74V1H72V3H71ZM83 1V0H82ZM122 1V0H121ZM154 2V4L156 3V5L155 6H153V7H155V8H158L159 7V3L157 4V2H161L163 5V8H164V12H163V9H161L160 7L158 8V9H160V10H162V12H163V15H162V12H161V15L163 16V17H156V19H160L161 20V18H163V20H164V18L165 17H169V19L171 18V20L173 19V22L174 23H178L177 24V26L179 27L182 23L184 24V26L186 27V26H188V27H186V29L188 28V30L191 32V33H189V31L188 30H186V29H180L179 30V32H177L178 33V38H179V36H180V38L179 39H181L183 36V39H186V34L187 35H190V38H193V41L195 42V43H193V41L190 39L189 41L187 40V42L186 43H189V44H191V45H193L195 48L197 47V52H198V54H200V56L201 57H207V55H208V61H207V59L205 60V62L207 63V64H213V60H211V58H213V57H216V58H218V60H220V61H218L219 62V64H222L223 65V63H224V65H226V67H228V70H227V74H230L231 75V77L233 78V79H231L232 81V83L231 82H229L232 86H230V84H229V86H230V88H229V86L227 85L228 83H225L224 81H222V82H220L221 80H222V78H220L219 77V73H218V71L215 69V67L214 66H212V67H207V71H206V73H205V75H203V77L201 76V77H199L198 78V76H197V78H198V80H197V78H196V73L197 72H195V73H191V72H194L192 69H194L195 70V68H192V67H190V65H188L187 63H185L184 61H182V59L180 60V53L178 54V50L177 49H174L173 50V47L171 46V48L169 47V46H167L166 45V41H168L167 42V44L169 43V37H168V35L166 34V32H164V31H158L157 32V28H156V26H155V21H153L152 20V22H154L153 24H152V22H150L151 20H146V17L145 16H143V14H141V13H138V11L135 9L134 10V8H132L131 6H130V3H129V0L127 1V0H123L121 3H122V8H123V14L125 15V18L127 17V16H129V14H130V16H129V18H130V23H128V24H126V19H124V16H123V14L119 17L120 18V22L122 23V22H124L125 24L122 26L121 25V27L119 26V25H117L118 27H116V26H113V28H112V32H113V30H114V28H116V30L118 31V30H120V31H118V33L116 32V30H114V33H111V32H109V30L108 29H111V23L114 21V18H111V21H110V18L109 17H112V16H110V14H109V16L107 15V16H105L104 17V21H103V29L101 30V32H100V34H101V37H99L98 39H100V40H98V47H99V50H98V47L96 48L97 49V52H96V49H95V51L94 50H91L90 51V53H89V51H86V53L88 52L89 54H88V56H87V54H84L83 53V55H82V57H84V58H82V60L86 63V64H88L87 66H89L92 70H103L102 68H104V65L105 66H108L107 65V63L109 62V63H111V65H113V66H111L110 64V67H111V70L109 69L110 67L108 66V67H105L106 69H104V70H107V72H108V75L110 74V71H111V74L109 75L110 76V79L111 80H109V81H111L110 83L109 82H104V81H97V82H94V83H90V84H85V86L83 85V86H81V87H79L80 89H84V90H86L87 88H93V87H96L95 85H93V84H97L98 85V83H100L99 84V87H100V85H104L105 87H103V86H101L103 89H104V92H102L103 93V95L105 94L106 95V98H107V96H108V99L110 100V101H112L114 104H116V103H118L119 102V100L120 101H122V102H119V104L120 105H128V107H130V109L128 108L127 110H129L131 113H133L132 114V116L130 115L131 113L128 111L127 112V114L129 113V115H128V119H129V121L126 119V117L124 118V120H125V125H122V124H124V123H122V122H124L123 120L121 121V119H123L122 118V114L119 112V113H110V114H108L107 112H105V111H103V114H104V112H105V115H107L108 117H109V115H110V117H109V119H108V117L107 116H105V115H101L102 113L101 112H98L100 115H98V113H97V111L94 113V111H95V109H97V108H93L92 107V105L95 103V102H91V101H93V100H90V102H87L86 104H87V106H89L88 108H91L90 110H92L93 109V111H88V113H86V115H85V119L86 118H88V116H89V120L91 121V120H93V119H91V118H93L94 117V115L96 116V117H94V120L93 121H91L92 123H93V125H92V123H91V125H90V122H89V129L90 130H92V127H93V130H95L94 129V127L96 128L97 126L99 127H97L96 129L99 131V133L100 134H105V137H104V135L102 136L104 139H105V141H109L108 139H111L112 138V140L113 139H115L114 138V135H117V136H115L116 138H117V140L118 139H128L129 140V135H132V136H134V135H136V137L134 136V138L131 136V138L132 139H134L133 141L132 140H129V141H132L133 142V144H136L137 145V149H139L138 147H142L141 148V151L143 150V149H145L146 151H147V153H145V154H143V152L145 151V150H143L142 151V156L144 155V157H142V158H146V160L147 159H149V160H147V161H149V162H151L152 160H155V157H157L156 158V160H155V163H154V161H152L154 164H152V162H151V165L152 166H154V167H157L156 169L157 170H162L163 169V171H164V175H167V176H169V177H172V175H170L171 174V172L174 170V172H172V174H173V177L172 178H174V179H177V180H184V176H181L182 174H184L185 176H189V175H195L196 177H197V180H198V184H200L199 185V187L200 186H202V187H198L199 188V192H202L203 191V193H209V194H213V195H215L216 194V192H217V194H219L218 196H217V194H216V196L217 197H219L220 195H221V197H219V198H221V200H222V202L224 203V204H226L227 203V205H228V203H229V205H232L233 203H236V208L237 209H239L238 211H239V214H237L238 216H239V219H238V221H237V218H238V216L237 215H233V216H226V215H223L222 213H208V212H204L203 210L202 211H200V212H193L192 214H191V217H192V219L194 220V222L195 223H197L198 222V224H196V226H197V230L199 231V232H203L204 231V233H206V232H210V230H215L216 231V229L215 228H217V227H213V229H212V226H216V225H218L220 222V224H227V225H229L231 228L233 227L234 229L235 228H237L238 230H240L239 228H241V231H244L245 230V228L246 229H248V230H250L249 231V233L250 234H252V235H254V236H256V234L258 235V233H264V227H263V225H264V216H261V215H264V212H262L263 211V209H264V175H262V174H264V171H262V170H264V128H263V126H264V122H262V119L264 120V118H262V116L264 115V113H261V112H264L262 109H264V58L262 59V57L260 58V57H255V54H253V52H250L249 53V56H250V58H249V56H248V59H250L249 61L250 62H252V63H250L249 62V64L247 65L246 63H237V62H235L236 61V57L234 56L235 54H233V53H235V52H232L231 50H232V48H231V46H233V45H235V43H239V42H241V41H239V39H237L238 41H235V38H233V37H228V36H226V33H225V30L224 29H221L222 27H220V21H218L217 19H216V17L215 16H213L214 14H211L212 12L211 11H208V12H206V13H200L201 14V16H200V14H199V12L197 11H195V12H193V10L192 9H190L188 6H187V4L189 3L188 1H187V3L185 4V2H186V0H154L153 1ZM144 4L142 3L141 4V8H143L144 9V7H145V5H144V7H142ZM124 6H125V8H124ZM128 6H130V7H128ZM161 6V5H160ZM187 6V7H186ZM127 8V9H126ZM154 8V9H155ZM189 8V9H188ZM256 8H257V6H256ZM127 10V12H126V10ZM132 9H133V11H132ZM135 11V12H134ZM205 11H207V10H205ZM205 11H203V12H205ZM209 12H211V13H209ZM133 13V15H131ZM195 13H197V14H195ZM126 14H127V16H126ZM138 14H140V15H138ZM159 14V13H158ZM165 14V15H164ZM199 14V17L197 16ZM138 15V17H136ZM122 17H123V19H124V21H122L123 19H122ZM142 17H143V20L145 19L146 20V22L145 21H143L142 20ZM195 17H197V18H195ZM211 17H213V18H211ZM108 18H109V20H108ZM133 18H134V21H135V19H136V21H138V25H135V24H137L136 23V21H135V24H134V21H133ZM138 18H140L139 20H138ZM107 19V20H106ZM122 19V20H121ZM201 19V20H200ZM204 19V20H203ZM212 19V20H211ZM199 20V21H198ZM210 20V21H209ZM217 20V21H216ZM108 21H110V23H105L104 24V22H108ZM197 21V22H196ZM212 21V22H211ZM169 22V21H168ZM168 22H166L167 24H168ZM144 23H146V24H144ZM147 23H148V25H147ZM150 23H151V26H150ZM173 23V24H174ZM201 23V24H200ZM205 23V24H204ZM208 23V24H207ZM215 23V24H214ZM219 23V25L217 26V24ZM110 24V25H109ZM141 24V25H140ZM171 24H172V22H171ZM176 24H175V26H176ZM182 24V25H183ZM206 24H207V26H206ZM130 25V26H129ZM155 26V28L153 29V27ZM182 25H181V27H182ZM203 25V26H202ZM133 26V28H135L136 29V27H137V29L136 30H131L132 27ZM153 26V27H152ZM205 26V27H204ZM216 26V27H215ZM129 28V29H125V28ZM139 27H140V29L142 28V31H143V33H142V31H140L139 30ZM144 27V28H143ZM151 29H150V28ZM208 27V28H207ZM105 28V29H104ZM145 28H146V30H145ZM207 30H206V29ZM214 30H213V29ZM124 29H125V31H124ZM153 29V31H151ZM218 29L220 30V32L218 31ZM105 30H106V32H105ZM107 30H108V32L111 34V37H110V35H108L109 33L107 32ZM126 30H127V32H126ZM129 30V31H128ZM149 32H152V33H150V34H152V35H149V33H148V31ZM155 30H156V32H155ZM217 30V31H216ZM224 31V33H223V31ZM104 31V32H103ZM132 31V32H131ZM137 32V33H135V32ZM186 31V32H185ZM211 31V32H210ZM120 32V33H119ZM122 32H124V34L122 35ZM128 32L130 33V35H133L134 34V36L132 37V36H127L128 35ZM138 32H139V34H138ZM159 32H161L160 34H159ZM210 32V33H209ZM219 32V33H218ZM105 33V34H104ZM116 33H117V36H119V39H121V38H123V40H120L119 41V39H118V37L116 36ZM145 33V34H144ZM165 33V36H163V34ZM181 33V34H180ZM182 33H183V35H182ZM223 35H222V34ZM138 34V35H137ZM142 34V35H141ZM146 34H148V35H146ZM158 34V35H157ZM185 34V35H184ZM208 34H210V35H208ZM212 34V35H211ZM219 34H220V36H219ZM105 35V36H104ZM109 37H108V36ZM113 35H114V37H113ZM121 35H122V37H121ZM126 35V36H125ZM135 35H136V37H135ZM154 35H155V37H154ZM156 35L158 36V37H156ZM167 35V36H166ZM195 35V36H194ZM202 35V36H201ZM208 37H207V36ZM98 36H99V34H98ZM102 36H103V38H102ZM186 36V37H185ZM116 37V38H115ZM124 37H126L125 39L127 40V41H125L124 40ZM204 37V38H203ZM205 37H207V41H206V39H205ZM216 37H219V38H216ZM109 38H112V39H109ZM152 38H154L153 40H152ZM195 38V39H194ZM202 38V39H201ZM213 38V39H212ZM225 38V39H224ZM228 38V39H227ZM102 39V40H101ZM105 39H106V41H105ZM107 39H109V40H107ZM132 39H133V41H132ZM135 39V40H134ZM157 39V40H156ZM164 41H163V40ZM204 39V40H203ZM231 39V40H230ZM115 40H117V42H118V45H117V42L115 41ZM150 40V41H149ZM156 40V41H155ZM214 40H216L217 41V43H222L223 42V40L225 41V42H223L222 44H224L225 43V45H224V47L221 45V44H217L216 43V41L215 42H213ZM222 40V41H221ZM230 42H229V41ZM102 41H103V43H102ZM113 41V42H112ZM123 41V42H122ZM192 41V42H191ZM204 41V42H203ZM227 41H228V43H229V45H228V43H227ZM231 41H233V42H231ZM108 42H109V44L110 45H108ZM119 42H121V43H119ZM126 42H127V44H128V42H129V47L131 46V48H127L128 47V45L126 44ZM132 42V43H131ZM206 42V43H205ZM208 42V43H207ZM210 42V43H209ZM114 43V44H113ZM115 43H116V45H115ZM123 43V44H122ZM125 43V44H124ZM193 43V44H192ZM204 43V44H203ZM230 43H232L231 45H230ZM99 44H100V46H99ZM103 44L104 45H106L107 46V48L105 47V46H103ZM122 44V45H121ZM130 44H132V45H130ZM159 44V45H158ZM208 44V45H207ZM212 44V45H211ZM214 44V45H213ZM226 44H227V46H226ZM241 44V43H240ZM113 45H114V48H115V46H116V49H115V55H114V49H113ZM158 45V46H157ZM164 45H165V47H164ZM169 45H170V43H169ZM210 45V46H209ZM217 45H219V46H217ZM108 46H110V49H109V47ZM126 46V47H125ZM161 46V47H160ZM212 46V47H211ZM215 46H217V47H219L218 48V50L217 49H214L213 47H215ZM101 47H102V50H101ZM104 47V48H103ZM112 47V48H111ZM120 47H122V48H120ZM125 47V48H124ZM157 47V48H156ZM160 47V48H159ZM210 47L212 48L211 50H210ZM133 48V49H132ZM160 49V51H158V53L156 52L157 50L156 49ZM162 48V49H161ZM209 48V52H208V49ZM224 48H226L225 50H222V49H224ZM103 49L105 50V52L107 51V49H108V51H107V53H105V52H102L103 51ZM111 49H113L112 51H111ZM120 49V50H119ZM122 49V50H121ZM125 49V50H124ZM127 49V50H126ZM129 49V50H128ZM131 49V50H130ZM220 49V50H219ZM156 50V51H155ZM163 50V51H162ZM165 50L167 51V52H165ZM171 50V51H170ZM217 50V51H216ZM230 50V51H229ZM100 51V52H99ZM111 51V52H110ZM174 51V52H173ZM177 51V52H176ZM207 51V52H206ZM215 51L216 52H219V51H221V52H219V54L218 53H216L215 54ZM110 52V53H109ZM113 52V54H111ZM120 52V53H119ZM127 52V53H126ZM159 52H161V53H159ZM173 52V53H172ZM211 52V53H210ZM93 53V54H92ZM97 53H99L98 54V57H97ZM102 53L104 54L103 56L105 57V59L106 60H104V57L102 56ZM122 53V54H121ZM152 53V54H151ZM164 53V54H163ZM167 53V54H166ZM171 53V54H170ZM205 53V54H204ZM210 53V54H209ZM226 53H228V56L226 55ZM107 54L109 55V56H107ZM120 54H121V56H120ZM136 54V55H135ZM138 54V55H137ZM156 54H159V55H155ZM213 54V55H212ZM225 54V55H224ZM232 54V55H231ZM85 55V56H84ZM94 55V56H93ZM101 55V56H100ZM118 57H117V56ZM130 57H129V56ZM163 55H165V58H168V57H170L169 59L170 60H166L165 59V62L163 63V61H164V56ZM178 55V56H177ZM91 56H92V58L94 59L95 58V60H93L92 58H91ZM96 56V57H95ZM110 56H112V57H110ZM154 58V57H159V58H157V60H156V58H154V60L151 58ZM162 56V57H161ZM209 56H211V58H210V60H209ZM221 56V57H220ZM222 56H225V57H223L222 58ZM110 57V58H109ZM119 57H121L126 63V65H124V61L121 59V58H119ZM253 57H254V59H253ZM86 58H89V59H86ZM103 58V59H102ZM113 58V59H112ZM125 58V59H124ZM142 58V59H141ZM148 60H147V59ZM152 60H151V59ZM179 58V60H178V62H177V59ZM227 58V59H226ZM235 58V59H234ZM259 58V59H258ZM107 59H108V62H107ZM109 59H110V61H109ZM141 59V60H140ZM146 59V60H145ZM159 59V60H158ZM235 60L234 62H233V60ZM100 60H101V62H100ZM111 60H112V62H111ZM115 61V63H114V61ZM118 60V61H117ZM145 62H144V61ZM155 60H156V62H155ZM173 60V61H172ZM226 60V61H225ZM98 61L100 62V63H98ZM120 61H122V62H120ZM133 61H134V63H133ZM141 61V62H140ZM143 61V62H142ZM148 62V64H147V62ZM161 61V62H160ZM168 61H171V62H168ZM176 61V62H175ZM180 61V62H179ZM231 61V62H230ZM107 62V63H106ZM120 62V63H119ZM152 62H153V64H152ZM174 62V63H173ZM184 63V64H186L187 66H189L188 68H192V69H189V70H192V71H186L187 70V66L185 67L184 66V64H182V63ZM211 62V63H210ZM222 62V63H221ZM227 62V63H226ZM243 62H245V61H243ZM103 63V64H102ZM114 63V64H113ZM116 63H117V65H116ZM122 63V64H121ZM137 63V64H136ZM145 63V64H144ZM157 63V64H156ZM161 63V64H160ZM168 64V66H169V68H168V66L166 67V65ZM170 63H172V64H170ZM226 63V64H225ZM237 63V64H236ZM134 64H136V66L134 65ZM152 64V65H151ZM158 64H159V66H160V68L158 67ZM176 64V65H175ZM238 64H240L241 65V67H240V65H238ZM245 64V65H244ZM91 65H92V67H91ZM98 65H100V66H98ZM121 67H120V66ZM130 65H131V67H130ZM135 67H138V69L137 68H135V70H134V66ZM145 65V66H144ZM148 65V66H147ZM161 65H165V66H161ZM178 65H180V66H178ZM129 68H127V67ZM153 67V66H155V67H153L152 69H151V67ZM156 66H157V68H156ZM171 66V67H170ZM182 66V67H181ZM191 66H193V65H191ZM234 66V67H233ZM249 66V67H248ZM252 66H254V68L252 67ZM94 67V68H93ZM117 67V69H115ZM118 67H120L119 69H118ZM146 67V68H145ZM166 67V69H164ZM173 67H177V68H173ZM185 67V68H184ZM240 67V68H239ZM246 67V68H245ZM108 68V69H107ZM126 68H127V71H125L126 70ZM130 68H132V71H131V69ZM158 68L160 69V70H158ZM168 68V69H167ZM181 68H182V70H181ZM234 68V69H233ZM237 68V69H236ZM243 68V69H242ZM247 68H249V69H247ZM122 71H121V70ZM153 69L155 70V71H157V73L159 72L160 74H157V73H153ZM172 69H174V70H172ZM186 69V70H185ZM240 69V70H239ZM242 69V70H241ZM256 69V70H255ZM263 71H262V70ZM103 70V72L102 71H97V72H102V73H105V74H107V72L106 71H104ZM110 70V71H109ZM113 70V71H112ZM119 70V71H118ZM124 70V71H123ZM144 70V71H143ZM146 70V71H145ZM147 70H149V72H147ZM150 70H151V72H150ZM168 70L170 71V73L168 72ZM177 70V71H176ZM216 71L217 73V75L215 74V73H213V72H211V71ZM243 70H245V71H243ZM259 70V71H258ZM134 71H136V73L134 72ZM154 71V72H155ZM161 71V72H160ZM164 71V72H163ZM167 71V72H166ZM173 71H175V72H173ZM180 71H182V72H180ZM229 71H230V73H229ZM240 72V75H239V72ZM248 71L249 72H251V74H255L254 76H249V75H247L248 74ZM117 73L116 74V76L118 77V79H120V80H122L123 78H122V76H128V78L131 76V78H127V77H125L123 80H124V82H125V84L123 83V80L121 81V83H120V80H118V79H116L115 78V81H117L118 80V84L119 85H123V87L125 88V87H127L126 89L128 90L129 88H128V86L130 85L129 83V85H126L127 84V82H129V81H131L132 79V82L133 83H135V85H137V83L136 82H140L141 81V78H139L140 76H143L142 77V80L144 79H147V80H143L144 81V83H143V81H142V84H140L139 82H138V87L140 88V87H143L144 86V88L146 89L147 88V92H146V90H144V92H143V95H142V91H143V88H141V89H139L138 91V93L137 94H139V95H137L136 93H134L133 92V95L135 94V95H137L138 96V98L136 97V96H133L134 97V99H135V102L134 103H137V105L134 107L133 106V104H130L129 103V101H130V99L128 100L126 97H128V96H124V95H121V94H119V92L118 93H116L117 92V87L115 86V82H114V77H116L115 76V74L114 73ZM121 74H120V73ZM125 72V73H124ZM127 72V73H126ZM130 74H129V73ZM131 72H133V74L131 73ZM162 72L163 73H169V75L167 74V75H165V74H162ZM176 72H178V73H176ZM184 72V73H183ZM186 72H187V74H186ZM189 72V73H188ZM232 72V73H231ZM235 72H237L236 74H238V76L235 74ZM244 72V74L245 75H243L242 73ZM246 72V73H245ZM253 72V73H252ZM123 73L125 74V75H123ZM136 74V76H135V74ZM139 73H143V75H141V74H139ZM149 73V74H148ZM173 75H172V74ZM174 73H176V74H174ZM182 73V75H180V76H182L181 78H180V76H179V74H181ZM209 73H211V75H210V77H208L207 78V75L209 76ZM260 73H262L261 74V76H260ZM127 74H129V75H127ZM139 74V75H138ZM153 74H154V78H155V80L153 79ZM155 74H157V75H159V76H155ZM171 74V75H170ZM178 74V75H177ZM183 74H184V76H183ZM195 74V75H194ZM234 74V75H233ZM242 74V75H241ZM121 75V76H120ZM133 75H134V77H133ZM138 75V76H137ZM149 77V78H151V79H149L147 76ZM152 75V76H151ZM162 75V76H161ZM164 75H165V78H164ZM174 75H175V77L177 78L176 80L174 79L175 77H174ZM213 75H214V77H213ZM113 76V77H112ZM145 76L147 77V78H145ZM204 76H206V77H204ZM212 76V77H211ZM233 76H237V78L236 77H233ZM241 76V77H240ZM243 76H245V79H244V77ZM257 76H259V77H257ZM133 77V78H132ZM135 77H138V78H136L137 80H134L135 79ZM156 77H163V78H161V79H159V78H156ZM169 77V79L171 80V79H173L175 82H178V83H175V82H172V81H170L173 85H172V87H171V83H168V78ZM174 77V78H173ZM215 77H216V80H215ZM238 77H240V78H238ZM246 77H248V78H246ZM256 77L257 78H259V79H256ZM179 78V79H178ZM186 78V79H185ZM187 78H189V80L187 79ZM201 78H203V81H202V79ZM213 80H215V81H217V83H215V84H217V85H215L213 82H215V81H213ZM254 78V79H253ZM131 79V80H130ZM140 79V80H139ZM149 79V80H148ZM152 79H153V81H152ZM159 81H158V80ZM164 79V80H163ZM194 79V80H193ZM199 79H201V81L199 80ZM208 79V80H207ZM209 79H211V80H209ZM221 79V80H220ZM236 79V80H235ZM129 80V81H128ZM181 80H183V81H181ZM193 80V81H192ZM205 80V81H204ZM206 80L208 81V82H206ZM220 80V81H219ZM234 80V81H233ZM248 80H249V83H247L248 82ZM42 82H41V84H42V86L40 87V89L39 90H41V93H42V91H43V94L45 93L46 94V92L47 93H50V92H52V94H51V99H52V101L54 102V104L55 105H53V106H51V108H49V110L50 111H46L47 113H48V115L49 116H51V115H56V114H58V113H60L59 112V110L62 108L61 106H60V102H62V96H60V94L59 93H61V89H59L60 91H57L58 89H57V86H55V85H49V84H47V81H43V80H41ZM113 81V82H112ZM127 81V82H126ZM135 81V82H134ZM153 83H152V82ZM163 81V83H164V85H163V83H162V85H161V87H160V82H162ZM167 81V83L165 84V82ZM181 81V82H180ZM239 81H240V84H239ZM244 81H245V83H244ZM46 84H45V83ZM104 82V83H103ZM146 82V83H145ZM179 82H180V84H179ZM183 82H185V83H183ZM190 84H188V83ZM192 82V83H191ZM195 82V83H194ZM200 82H201V84H200ZM205 84H204V83ZM210 82V83H209ZM222 83V85L220 84V83ZM225 83V85L226 86H224L223 84ZM236 82V83H235ZM71 83H73V82H71ZM111 83L113 84V87H115V88H113V87H110L111 86ZM194 83V84H193ZM203 83V84H202ZM74 85L76 84L75 82L73 83ZM92 84V85H91ZM105 84H109V87L110 88H108L107 89V87H106V85ZM144 84V85H143ZM170 85V87H171V89H170V87H169V85ZM220 84V85H219ZM238 84V85H237ZM45 87H44V86ZM48 85H49V88H48ZM70 85V84H69ZM90 87H89V86ZM126 85V86H125ZM146 85V86H145ZM149 85H151V86H149ZM157 85V86H156ZM165 85H167V87L165 86ZM180 85V86H179ZM192 85V86H191ZM194 85V86H193ZM198 85V86H197ZM204 87V85L206 86V88L204 87V89H203V87ZM216 86V88L218 87V86H221L222 88H223V86L224 87H226L225 89H227V90H225L224 88H223V90L224 91H226L225 93H224V91L222 90V88H220V87H218L217 89L215 88V86ZM234 85H235V87H236V85H237V87H236V89L234 88ZM248 85H252L251 87H249ZM88 86V87H87ZM108 86V85H107ZM147 86H149V87H147ZM163 86H164V88H163ZM182 86V87H181ZM186 86V87H185ZM211 86V87H210ZM239 86V87H238ZM263 86V87H262ZM53 87H55V88H53ZM98 87V86H97ZM130 87V86H129ZM153 87H157L156 89L155 88H153ZM160 89H159V88ZM174 87V88H173ZM177 87V88H176ZM180 87L182 88V89H180ZM188 87V88H187ZM201 87H202V89H201ZM208 87V88H207ZM213 87L216 89V90H214L213 89ZM228 87V88H227ZM247 87V88H246ZM44 88V89H43ZM47 88V89H46ZM52 88L53 89H55V91H51L52 90ZM111 88L113 89V90H115V91H112L111 90ZM149 88H151V89H153V90H151L152 91V94H151V91L149 90ZM168 88V89H167ZM186 88H187V90H186ZM210 88V89H209ZM231 88H233V89H235L236 90V92H238V94L235 92L234 94H232L231 92H233V89H231ZM243 89V91L241 90L240 91V89ZM245 88V89H244ZM251 88V89H250ZM43 89V90H42ZM46 89V90H45ZM57 89V90H56ZM131 89V88H130ZM129 89V90H130ZM164 90V92H162V90ZM170 89V90H169ZM172 89H173V91H175V90H178V89H180V91L182 92V90L184 91V92H180L179 90L178 91H176V92H172ZM175 89V90H174ZM193 89V90H192ZM205 89H207V90H205ZM208 89L211 91V93H213V94H211L210 93V91H208ZM232 91H231V90ZM238 89H239V91H238ZM88 90V89H87ZM106 90H108L109 91V93H105L106 92ZM155 90V91H154ZM164 94L165 93V95H163L162 96V94H159V96H161V98L158 96V92L159 93H161L160 91ZM168 90V91H170V93H171V95L169 96V94L166 92V91ZM201 90V91H200ZM218 90V91H217ZM221 90V91H220ZM229 90H230V92H229ZM234 90V91H235ZM247 90H248V92H247ZM250 90L252 91L251 92V94H250ZM57 91V92H56ZM107 91V92H108ZM206 91V92H205ZM227 91H228V93H227ZM258 91V92H257ZM59 92V93H58ZM111 92H112V94H111ZM129 93H131L132 92V90H130V91H128ZM141 92V93H140ZM146 92V93H145ZM149 92V94H147ZM155 92H157V93H155ZM177 92H179L178 94H177V96H176V93ZM187 92V93H186ZM205 93V95H203V96H199V95H202L201 93ZM216 92H218L217 93V95H216ZM245 92V93H244ZM253 92H255V93H253ZM102 93H101V95H102ZM181 93V94H180ZM189 93V94H188ZM192 93V94H191ZM207 93V94H206ZM208 93H210V95H211V97H210V95L208 94ZM220 93V94H219ZM224 94V96H223V94ZM229 93H231V94H229ZM240 93H242V96H241V94ZM247 93V94H246ZM248 93H249V95L251 96H249L248 95ZM257 93V94H256ZM262 93V94H261ZM141 94V95H140ZM146 94V95H145ZM154 94H156V95H154ZM167 94V95H166ZM198 94V95H197ZM227 94H229V95H227ZM235 94H237V95H235ZM55 95H58V96H55ZM149 95H151L152 97L150 98V96ZM182 95V96H181ZM184 95H186V96H184ZM206 95H209V96H207L206 97ZM212 95L214 96V98H212ZM215 95H216V98H215ZM222 95V96H221ZM248 95V96H247ZM259 97H257V96ZM260 95H261V97L262 98H260ZM32 96H34V95H32ZM36 96V95H35ZM34 96V97H35ZM111 96H113L112 98H111ZM115 96V97H114ZM119 96V97H118ZM142 96V97H141ZM145 96H147V98L145 97ZM155 96L157 97V98H159V99H156L155 98ZM169 96V97H168ZM174 96V97H173ZM205 96V97H204ZM218 96H220V97H218ZM226 96H228V97H226ZM231 96V97H230ZM234 96H236L237 97V99H235L236 97H234ZM244 96H245V98H244ZM256 98L257 97V99H254V97ZM102 97V96H101ZM112 99H110V98ZM139 97H140V100H139ZM165 97V99H163ZM175 97H177V102H175L176 100H175ZM179 97V98H178ZM183 97V98H182ZM201 97V98H200ZM210 97V98H209ZM222 97V98H221ZM233 97V98H232ZM241 97V98H240ZM253 97V98H252ZM59 98V99H58ZM103 99L105 98V97H102ZM105 98V99H106ZM116 98V99H115ZM145 98V99H144ZM152 100V101H154V102H151V104L152 103H155V104H153V105H151V104H149L150 103V99ZM152 98H154V100L152 99ZM166 98H168V100H166ZM172 98V99H171ZM203 98V99H202ZM211 98H212V100H211ZM218 98V99H217ZM230 98H231V100H230ZM239 98V99H238ZM243 98L245 99L244 101H243ZM247 98V99H246ZM118 99V100H117ZM123 99H125L126 100V102H124L125 100H123ZM161 99V100H160ZM171 99V100H170ZM175 101H174V100ZM180 99V100H179ZM181 99H182V101H181ZM188 101H190V102H188ZM190 99V100H189ZM217 99V100H216ZM221 101H220V100ZM235 99V100H234ZM252 99V100H251ZM127 100H128V103L129 104H125V103H127ZM149 100V101H148ZM158 100V102H156V101ZM160 100V101H159ZM173 100V101H172ZM183 100H185V101H183ZM201 100H203V102H201L200 103V101ZM225 100H226V103L224 104V102H225ZM228 100V101H227ZM242 101L241 103L240 102H238V101ZM247 100H250V101H247ZM256 100H258V102H259V105H256ZM59 101V102H58ZM96 101V100H95ZM137 101V102H136ZM149 103H148V102ZM167 101V102H166ZM170 101V102H169ZM194 101V103L192 104V102ZM196 101H198L197 103H196ZM213 101V102H212ZM215 101H216V103H217V105H216V103H215ZM218 101V102H217ZM235 101V102H234ZM254 101V102H253ZM139 102V103H138ZM161 102V103H160ZM162 102L165 104H162ZM175 102V103H174ZM180 102V103H179ZM186 103V105L184 104H182V103ZM260 102H261V105H260ZM63 103V102H62ZM61 103V104H62ZM124 103V104H123ZM162 105V107L163 108H165V109H163L162 107H161V105ZM170 103V104H169ZM171 103H173L172 105H171ZM179 103V104H178ZM205 103V104H204ZM213 103V104H212ZM229 103V104H228ZM230 103L232 104V105H230ZM238 103H239V105H238ZM251 103V104H250ZM86 104H85V107L87 108V106H86ZM138 104L139 105H142V108L141 107H139L138 106ZM145 104V105H144ZM181 104V105H180ZM189 104V105H188ZM190 104H192V105H190ZM195 104V105H194ZM201 104V105H200ZM206 105V107L204 106V105ZM241 104L244 106V105H246L247 107H249V108H246V110H247V112L248 113H246L245 111H243L242 110V106H241ZM251 106H249V105ZM263 104V105H262ZM118 105V104H117ZM131 105V106H130ZM143 105L145 106V107H143ZM154 105H155V107H154ZM156 105H157V107L158 108H156ZM170 105V106H169ZM179 105H180V107L181 108H179ZM183 105V106H182ZM199 106V107H197V108H195L194 106ZM223 105V106H222ZM236 105V106H235ZM238 105V106H237ZM254 105H255V107H254ZM16 106V105H15ZM15 106H13L12 108L13 109H17V107L15 108ZM132 106H133V108H134V110L135 111H139L140 113H138L139 115L137 116V118L139 119L138 120V122H140V120H142L141 121V123L142 124H137V125H141L140 127H143V129L142 128H138L139 126H136L135 125V123H137L136 121H137V118H136V115H137V112L135 113V111L133 110V108H132ZM146 106H148V107H146ZM160 106V107H159ZM164 106H166V107H164ZM173 106L175 107V108H173ZM178 106V107H177ZM185 106V107H184ZM201 106H203V107H201ZM213 107V110L211 111V109L212 108H210V107ZM220 107V109H217V107ZM229 106H231L232 108L235 106V108H233L234 109V111L231 109V107H230V110H229ZM239 106H240V108H239ZM253 106V107H252ZM257 106V107H256ZM258 106H260V108L258 107ZM35 107V106H34ZM37 107V108H36ZM35 108H33L34 109V113H36L35 115L36 116H39L40 115V113L42 112V113H44V111L42 110V111H40L41 109H39L40 107H38V106H36ZM60 107V108H59ZM119 107V106H118ZM117 107V108H118ZM139 107V108H138ZM170 107H172V109H174L175 111H176V107L177 108H179L180 109V111H181V109H183V108H185V110H187V109H189V107H192V108H190L189 110H187V111H185L184 109L180 112V111H176V115L177 116H175L174 118H172V116H171V112H170ZM183 107V108H182ZM201 107V108H200ZM150 108H152L154 111H150L149 109ZM166 108H168V110L166 109ZM209 108V109H208ZM214 108H216L215 110H214ZM223 108V109H222ZM252 108V109H251ZM255 108V109H254ZM145 109V110H144ZM162 110V112H160L161 110ZM179 109H177V110H179ZM195 109V110H194ZM202 109V110H201ZM241 109V110H240ZM248 109H250V110H248ZM259 109V110H258ZM35 110H37V111H35ZM98 111H99V109H97ZM164 110V111H163ZM200 110H201V112H200ZM221 110V111H220ZM252 110V111H251ZM255 110V111H254ZM260 110H262V111H260ZM14 111V110H13ZM61 111V110H60ZM101 111V110H100ZM143 111V112H142ZM144 111H148L147 113H148V115H147V113L145 112V114H144ZM150 111V112H149ZM159 111V112H158ZM168 111V114H170V115H168L166 112ZM184 111V112H183ZM197 111H199V112H197ZM260 113H259V112ZM58 112V113H57ZM91 112V114H89ZM141 112H142V116H141V118L139 117L140 116V114H141ZM153 112H155L154 114H153ZM159 113L158 115H159V117L158 116H155V115H157V113ZM185 112H187V114L185 113ZM188 112H193V113H189L188 114ZM197 112V113H196ZM219 112V113H218ZM245 112V113H244ZM251 112V113H250ZM257 112H258V114H262L261 115V117H260V115L258 116V114H257ZM41 113V114H42ZM54 113V114H53ZM93 113V114H92ZM151 113V114H150ZM165 114L166 116H160V114ZM179 113V114H178ZM181 113V114H180ZM182 113H183V115H184V118L185 119H183V115H182ZM212 113V114H211ZM221 113H222V115H223V117L221 116ZM116 114V116H118V119L121 121V125L122 126H120L119 125V120L118 119H116L115 117H114V115ZM117 114H119V115H117ZM126 114V115H127ZM143 114L144 115H147V116H149L150 117V115H152V117L151 118H149V117H147V116H143ZM150 114V115H149ZM197 114V115H196ZM217 114V115H216ZM230 114V115H229ZM238 114V115H237ZM244 114H246V115H244ZM251 114V115H250ZM257 114V115H256ZM90 115L92 116V117H90ZM188 115H190V117H192V118H190V117H188ZM199 115V116H198ZM224 115H226V116H224ZM235 115H237V116H235ZM104 116H105V118H104ZM155 116V117H154ZM171 116V117H170ZM179 116V117H178ZM182 117V119H181V117ZM186 116V117H185ZM198 116V117H197ZM235 118H234V117ZM240 116H241V118H240ZM244 116L246 117V118H244ZM255 116V117H254ZM256 116L258 117V118H256ZM104 118L105 119V121H108L107 123L106 122H104V119H99V118ZM113 117V118H112ZM121 119H120V118ZM131 117H133L132 119H131ZM144 117L146 118V119H144ZM161 117V118H160ZM197 117V118H196ZM215 117V118H214ZM217 117V118H216ZM233 117V118H232ZM259 117H260V119H259ZM264 117V116H263ZM44 118H46V117H44ZM95 118H96V120H95ZM116 122L117 121V123H118V125H119V129H120V127H121V131L118 133V131L117 132H114V129H118L117 127H118V125L116 126V124L114 123V121L112 120V119ZM154 118V119H153ZM167 118H169V120L167 119ZM172 118V119H171ZM177 118H178V121H177ZM186 118H187V120H186ZM207 118V119H206ZM210 118V119H209ZM224 118L225 119H227L226 121L224 120ZM243 118V119H242ZM98 119L100 120V121H98ZM106 119H108V120H106ZM136 119V120H135ZM149 119V120H148ZM152 119V120H151ZM163 119V120H162ZM192 119V120H191ZM218 119V120H217ZM235 119L236 120H239V119H241V120H243V122H244V119L246 120L244 123V126H240V125H237V124H235ZM88 119H86V120H82V123H86L87 124V126H88V121H87ZM112 120V121H111ZM135 120V122H133V121ZM151 120V121H150ZM164 120H167L168 121V123H167V121H164ZM175 120V122H173V121ZM182 120H183V122H182ZM184 120H185V122H184ZM189 120V121H188ZM197 120H198V122H197ZM234 120V121H233ZM85 121V122H84ZM98 121V122H97ZM119 121V122H118ZM128 121V122H127ZM154 121H157V122H154ZM166 122V123H164V122ZM196 121V122H195ZM258 121V122H257ZM42 122L43 123H45V120L43 119L42 120ZM97 124H96V123ZM99 122H100V124H101V126H100V124H99ZM111 123V125L110 124H108V123ZM128 124H127V123ZM129 122H130V124H129ZM188 122V123H187ZM193 124H192V123ZM104 123V124H103ZM106 123V124H105ZM131 123H133V124H131ZM149 123H151L150 125H149ZM157 123H158V125H159V123L160 124H163V125H159L160 126V128L158 127V125H157ZM175 123H176V125L177 126H175ZM178 123V124H177ZM187 125H186V124ZM228 123V124H227ZM254 123L256 124V125H254ZM96 124V125H95ZM99 124V125H98ZM127 124V125H126ZM152 124H156L155 126H157L156 128H155V126L153 125V127L151 126ZM169 124H170V126H169ZM181 124V125H180ZM246 124H247V126H246ZM259 124H261V125H259ZM84 125V124H83ZM106 125V126H105ZM111 126V128H110V126ZM129 125V126H128ZM133 125V126H132ZM146 126V128H145V126ZM190 125V126H189ZM197 125H199V126H197ZM217 127H216V126ZM236 125H237V127H236ZM102 126H103V128H102ZM109 126V127H108ZM127 126V127H126ZM147 126H149L148 128H147ZM162 126V127H161ZM192 126V127H191ZM196 126V127H195ZM238 126H239V128H238ZM248 126H250V128L248 127ZM256 126V127H255ZM258 126V127H257ZM261 126V128H259ZM106 127V128H105ZM114 127V128H113ZM123 127V128H122ZM126 127V128H125ZM129 127H130V130L132 129L131 127H133V131H135L134 132V135H133V133L132 132H130V134H129ZM178 127V128H177ZM188 127V128H187ZM221 127V128H220ZM241 127H242V129H241ZM249 128V130H248V128ZM100 128H102L101 130H100ZM111 129V130H109V129ZM126 130H125V129ZM158 128H159V130H158ZM164 128V129H163ZM170 128V129H169ZM173 128V129H172ZM175 128V129H174ZM189 129V130H187V129ZM191 128V129H190ZM245 128H247V129H245ZM263 128V129H262ZM103 129H105L106 131H108V132H110L111 134H114V135H112V137H111V134L109 133V135H110V137L108 136V132H105V130H103ZM108 129V130H107ZM123 129V130H122ZM143 130L144 132V135H143V133H141L140 131L141 130ZM165 129H166V131H165ZM193 129H197L196 131L195 130H193ZM198 129H200V131L198 130ZM203 129V130H202ZM257 129V130H256ZM125 130V134H123V132L122 131H124ZM140 130V131H139ZM155 130H157V131H155ZM160 130H162V131H160ZM173 130H176V131H173ZM183 130V131H182ZM242 130H244V131H242ZM101 131V132H100ZM116 131V130H115ZM138 131V133L139 134H142V135H139L138 133H136ZM147 131V132H146ZM159 131V133L161 134H159V133H157ZM169 131H170V133H169ZM186 131V132H185ZM191 131V132H190ZM199 131V132H198ZM203 131V132H202ZM215 131V132H214ZM246 131H249L247 134H246ZM251 131V132H250ZM257 132V134H256V132ZM259 131L261 132V134L259 133ZM113 132V133H112ZM162 132H163V134H162ZM165 132V133H164ZM182 132V133H181ZM132 133V134H131ZM136 133V134H135ZM168 133H169V135H168ZM204 133V134H203ZM259 133V134H258ZM118 134H120V137H118ZM122 134V135H121ZM138 134V135H137ZM146 134V135H145ZM158 134V135H157ZM165 134V135H164ZM171 134V135H170ZM178 134V135H177ZM190 134V135H189ZM199 134H200V136H199ZM109 137H107V136ZM124 135V136H123ZM126 135V136H125ZM154 135H155V137H154ZM177 135V136H176ZM181 135H183V137H181ZM198 135V136H197ZM204 135V136H203ZM249 137H248V136ZM254 135H256V137H254ZM123 136V137H122ZM138 136H141V138L140 137H138ZM145 136H146V139H145ZM148 136V137H147ZM168 136V137H167ZM171 136V139L169 138ZM173 136V137H172ZM176 136V138L177 139H175L174 137ZM204 137V139H203V137ZM220 136V137H219ZM240 136V137H239ZM241 136H242V138H241ZM107 137V138H106ZM126 137V138H125ZM138 137V138H137ZM146 140H144L143 141V138ZM164 137V138H163ZM195 137V138H194ZM199 137H200V139L202 140V141H199L200 139H199ZM130 138V139H131ZM136 138V139H135ZM162 138V139H161ZM173 138V139H172ZM180 140H179V139ZM250 138V139H249ZM258 138V139H257ZM262 138H263V140H262ZM102 139V138H101ZM104 139L102 140V141H104ZM139 139H141V140H139ZM166 139H168V140H166ZM183 139V140H182ZM196 139V140H195ZM244 139V140H243ZM137 140V141H136ZM169 140H171V141H169ZM173 140L176 142H174L173 143ZM222 140H223V142H222ZM137 143H136V142ZM141 141V142H140ZM150 141V142H149ZM219 141H221V143H218ZM139 142V143H138ZM142 142H144L143 144H142ZM147 142H149V143H147ZM178 142H179V144H178ZM180 142H181V144H180ZM197 142V143H196ZM206 142V143H205ZM208 142V143H207ZM215 142V143H214ZM147 143V144H146ZM158 143V144H157ZM204 143V146L202 145ZM140 144V145H139ZM144 144H145V147L146 148H148L149 150H147L145 147H143L144 146ZM148 144H151V147H149V145ZM209 144V145H208ZM212 144H216V146L214 145H212ZM217 144L219 145L220 144V146H222V145H226L225 147H220V146H218L217 147ZM222 144V145H221ZM257 144V145H256ZM259 144V145H258ZM177 145V146H176ZM180 145V146H179ZM181 145H183V147L181 148ZM200 145V146H199ZM202 145V146H201ZM208 145V146H207ZM243 145V146H242ZM84 146V145H83ZM148 146V147H147ZM179 146V147H178ZM188 146V147H187ZM86 147H89V146H84V148H85V152H86V155L88 156V157H90V158H88L87 156H84V157H82V155H79V156H81V158H84L83 160H87V161H89L92 157V160H90V162H94V163H97L98 161H104V162H109L110 164L111 163H114V160H115V156H112V154L113 155H115V153L114 152H112V151H106V155L108 156H106V157H103V156H105V155H103V154H105V152H102V153H98V149L96 148V147H94L93 149L94 150H92V148H91V146L89 147V148H86ZM93 147V146H92ZM199 147H202V148H199ZM214 147V148H213ZM215 147H217V148H215ZM249 147V148H248ZM155 148H156V150L158 149V151H156L155 150ZM177 148H179V149H177ZM208 148V149H207ZM213 148V149H212ZM226 148V149H225ZM261 148V149H260ZM182 149V150H181ZM184 149V150H183ZM202 149V150H201ZM209 149H212V150H214V151H212V153L214 152L215 153V151H216V153L214 154V160H215V162L216 163H218L217 165H220V164H223V165H225L226 167H228V172L230 173L229 175L228 174H225L224 172H223V170L222 169H219V168H212V167H209V168H207L208 170H211V171H207L208 173V175L209 176H217V177H215V178H220V177H222L223 175L224 176H227V178L226 177H222L221 178V180L222 181H224V182H226V184H230L231 182H232V178L234 179L233 180V182H236V183H238V184H241V185H244L245 186V188H247V189H249V191H250V193H252V197L250 196H247V195H241V197H240V194L239 195H235V196H232V197H230L228 194H226V196H225V193L223 192V191H218L217 189V187H214V186H212L211 184V186L215 189V188H217V189H215V191H214V189L212 188V187H209L208 186V184H209V182H208V180L204 177V176H202V175H200V172L198 171V170H196L195 169V171H194V168H191V169H187L186 167L187 166H185V165H187V164H184V163H187L188 161H190V159H191V161H201L200 163H202L203 164V162L204 163H207V162H209V161H207V153H208V151H209ZM228 149V150H227ZM178 150H180V151H178ZM187 151V153H185L184 151ZM207 152H206V151ZM218 150H220V151H218ZM88 151V152H87ZM224 151H225V153H224ZM226 151L229 153V151L231 152L230 154H228V153H226ZM235 151V152H234ZM238 151V152H237ZM245 151V152H244ZM254 151V152H253ZM91 152V153H90ZM151 153L150 155H149V153ZM153 152V153H152ZM155 152V153H154ZM237 152V153H236ZM261 152V153H260ZM88 153V154H87ZM93 153V154H92ZM109 153V154H108ZM205 153V154H204ZM219 153H220V155L222 156V158H221V156H218L219 155ZM222 153H224V154H222ZM234 153V154H233ZM242 154V155H240V154ZM99 154H102V155H99ZM110 154H111V156H110ZM149 155L150 156V158H147V157H149V156H147V155ZM155 154V155H154ZM227 154L230 156L231 154H233V155H231L230 157L229 156H227ZM246 154V155H245ZM85 155V154H84ZM130 155H132V154H130ZM178 155V156H177ZM184 155V156H183ZM188 155H189V157H188ZM225 155V156H224ZM235 155V156H234ZM252 155H253V157H252ZM97 156V157H96ZM129 156V155H128ZM133 156V160H132V157H128V159L130 160V158H131V160L133 161V162H135V160L137 161V155H135V157H134V155H132ZM146 156V157H145ZM151 156H153V157H151ZM155 156V157H154ZM181 156V157H180ZM218 158H217V157ZM234 158H233V157ZM96 157V158H95ZM101 157H103L102 159H101ZM160 157V158H159ZM176 157V158H175ZM180 157V158H179ZM187 157V158H186ZM224 157H226V158H224ZM88 158V159H87ZM111 158H114V160L112 159L111 160ZM135 158V159H134ZM152 158V159H151ZM154 158V159H153ZM186 158V159H185ZM189 158V159H188ZM195 158V159H194ZM197 158V159H196ZM223 158H224V160H223ZM229 158V159H228ZM238 158H240L239 160H238ZM245 160H244V159ZM246 158H247V160H246ZM249 158V159H248ZM96 159V160H95ZM108 160V161H105V160ZM205 159H206V162H205ZM225 159H226V161H225ZM241 159H243V162H242V160ZM257 159V160H256ZM151 160V161H150ZM159 160V161H158ZM181 160V161H180ZM186 160H188V161H186ZM204 160V161H203ZM232 160V161H231ZM235 160H238L239 162H236ZM250 162H249V161ZM252 160V161H251ZM255 160V161H254ZM181 162L180 164H179V162ZM203 161V162H202ZM161 162V163H160ZM252 162V163H251ZM158 163V164H157ZM167 163V164H166ZM175 163H178L177 165L179 166H177ZM227 165H226V164ZM238 164V168L239 169H237L236 168V166L235 167H233L232 168V166H234V165H232L231 166V164ZM161 164V165H160ZM177 166H175V165ZM182 164V165H181ZM156 165V166H155ZM173 165V166H172ZM185 167H184V166ZM182 166V167H181ZM159 167H161V168H159ZM230 167V168H229ZM257 167V168H256ZM259 167V168H258ZM189 168V167H188ZM233 169V171H231L232 169ZM169 170L168 172H167V170ZM182 169H184V171L182 170ZM193 169V170H192ZM171 170V171H170ZM181 170L183 171V172H181ZM189 170V171H188ZM191 170V171H190ZM236 172H235V171ZM260 170V171H259ZM163 171L162 172H158V173H161V174H163ZM222 171V172H221ZM231 171V172H230ZM237 171H239V172H237ZM243 171V172H242ZM252 171H253V173H252ZM167 172V173H166ZM169 172H170V174H169ZM175 172H177V173H175ZM188 172V173H187ZM198 172V173H197ZM214 172V173H213ZM217 172H218V174L220 175V177H218L219 175L217 174ZM233 172V173H232ZM240 172H242V173H240ZM245 172V173H244ZM248 172V173H247ZM235 173H238V174H236L235 175ZM240 173V174H239ZM175 174V175H174ZM177 174V175H176ZM178 174H179V176H178ZM199 174V175H198ZM212 174V175H211ZM242 174V175H241ZM247 174V175H246ZM235 175V177H233ZM238 175V176H237ZM244 175V176H243ZM202 178H200V177ZM245 177L244 179H243V177ZM252 176V177H251ZM181 177V178H180ZM184 177V178H183ZM229 177V178H228ZM232 177V178H231ZM258 178V180H257V178ZM224 178V179H223ZM226 178V179H225ZM231 178V179H230ZM241 180H239V179ZM247 178V179H246ZM237 181H236V180ZM256 179V180H255ZM201 180V181H200ZM205 181V183H204V181ZM239 180V181H238ZM1 181V180H0ZM203 181V182H202ZM1 182H3V181H1ZM0 182V185L2 184ZM202 183H204L205 185H202ZM3 184H4V182H3ZM232 184H235V183H232ZM209 187V188H208ZM205 188H206V190H205ZM212 190H211V189ZM250 188H252V189H250ZM209 189V190H208ZM210 191V192H209ZM252 191H254V192H252ZM257 191V192H256ZM259 191V192H258ZM221 192V193H220ZM215 193V194H214ZM256 195H255V194ZM259 193V194H258ZM224 194V195H223ZM258 194V195H257ZM261 195H262V199H261ZM238 198H237V197ZM244 196H247V197H245L244 198ZM258 196V197H257ZM260 196V197H259ZM223 197H225L224 199H223ZM229 197V198H228ZM243 197V198H242ZM249 197V198H248ZM6 198V197H5ZM4 197H2V196H0V229H1V231H0V241H2V242H0L1 244H3V246L2 245H0L1 246V249H0V258L1 259H4L5 261L3 262L2 260H1V264H7V263H12L13 261V263H16L17 262V264H19V263H21V264H25V262L27 263V264H31L30 262L28 263L27 261H24V262H21V260L19 261V252H17L18 250H20V249H22L23 251L24 250H26L27 248H25V244L23 245V246H21V245H19V241L20 240H22L23 238L25 239L26 237H28L29 236V234H20L19 232H17V229L15 230V228L11 225V223L9 224V220L12 222V221H14V224L15 225H17V226H24V223L25 224H27L26 223V218H27V221H28V216H26L25 215V213L19 208H17V206H16V204L15 203H12L10 200H8L7 198V200L5 199ZM226 198H228L227 200H226ZM251 198H252V200H253V202L251 201ZM236 199H238V200H236ZM250 201H249V200ZM261 199V200H260ZM229 200H231V201H229ZM243 200V201H242ZM249 201V202H247L246 203V206H243V202L245 203V201ZM8 202V203H7ZM238 202H240V203H238ZM259 202V203H258ZM263 202V203H262ZM10 203V204H9ZM232 203V204H231ZM238 203V204H237ZM249 203V204H248ZM242 204V205H241ZM251 204V205H250ZM256 204V205H255ZM259 204V205H258ZM241 207H240V206ZM250 205V206H249ZM261 205L263 206V207H261ZM16 206V207H15ZM255 206H256V209H255ZM260 206V207H259ZM243 207V208H242ZM246 207V208H245ZM252 207V208H251ZM254 207V208H253ZM258 207H259V209H258ZM241 208V209H240ZM248 208V209H247ZM243 209V210H242ZM244 209H246L248 212H246V210H244ZM255 210V211H253L252 212V210ZM257 209H258V211H257ZM19 212H22V213H19ZM243 212V213H242ZM246 212V213H245ZM249 212H252V214H254V215H251V213H249ZM259 214H258V213ZM240 213H241V215H240ZM248 213V214H247ZM261 213H263V214H261ZM24 214V215H23ZM193 214H196L195 216H197V217H195ZM209 214V215H208ZM249 214H250V216H249ZM193 215V216H192ZM217 217H215V216ZM218 215H220V216H218ZM258 215H260L259 217H257ZM21 216V217H20ZM246 216H249L248 218H246ZM251 216H255V218L256 219H254V218H252ZM209 217L211 218V219H209ZM213 217V218H212ZM215 217V218H214ZM223 217H225L224 218V220H222L223 219ZM235 217V218H234ZM194 218H197V219H194ZM208 220H207V219ZM228 218V219H227ZM229 218H230V220H229ZM22 219H24V220H22ZM213 219L215 220V222L213 221ZM241 219V220H240ZM249 219H252V220H249ZM254 219V220H253ZM259 219V220H258ZM212 220V221H211ZM219 220H220V222H219ZM229 220V221H228ZM246 220V221H245ZM24 221V222H23ZM197 221V222H196ZM217 221V222H216ZM223 221V222H222ZM228 221V222H227ZM240 221V222H239ZM242 221H244V222H242ZM5 222V223H4ZM17 222V223H16ZM200 222V223H199ZM202 222H204V223H202ZM210 224H209V223ZM219 222V223H218ZM240 224H239V223ZM2 223V224H1ZM13 223V222H12ZM21 225H20V224ZM77 224H79L78 222H76ZM81 223V222H80ZM231 223V224H230ZM234 223V224H233ZM243 223V224H242ZM81 224H83V223H81ZM81 224H79V225H81ZM219 224V225H220ZM239 224V225H238ZM246 224V225H245ZM247 224H248V226H247ZM3 225V226H2ZM8 225H10V226H8ZM84 225V224H83ZM236 225H238V226H236ZM242 225V226H241ZM245 225V226H244ZM7 226V227H6ZM236 226V227H235ZM250 226H252V227H250ZM263 227V229H261L262 227ZM203 227V228H202ZM211 227V228H210ZM223 227V226H222ZM248 227H250V228H248ZM261 227V228H260ZM208 228V229H207ZM224 228V227H223ZM260 228V230H258V233H255V232H257V230L256 229H259ZM202 229V230H201ZM205 229V230H204ZM253 229V233H252V230ZM255 229V230H254ZM15 230V231H14ZM219 230V229H218ZM222 230V229H221ZM262 230V231H261ZM214 231V232H215ZM255 231V232H254ZM259 231H261V232H259ZM212 232V231H211ZM244 232H247L248 233V231L247 230H245ZM6 235V236H5ZM186 234H182V235H180L181 237H179V238H184V237H186L185 236ZM45 236V235H44ZM47 236V235H46ZM261 236H262V238H261ZM264 234H259L258 235V237L257 238H259V239H263L264 240ZM21 237V238H20ZM47 237H49V235L47 236ZM7 238V239H6ZM11 238V239H10ZM23 239V240H24ZM127 239H129L130 240V238H127ZM12 240V241H11ZM100 240H101V242H100ZM99 240V243L98 244H95L96 245V247H98V248H96L95 247V245L94 246H92V245H90L91 243H88L89 245H87L86 243V245H85V250H84V246H83V248L80 250V253L79 252H77V253H75L74 252V254H73V252H71L70 250H72V251H74L73 249H69L68 251H67V257H66V254H65V261H69V260H71V261H69L70 263L71 262H73V261H77V263L76 264H80V263H82V264H100V263H107L108 261H105V260H107V259H110L109 257L112 255V254H114V252H113V248H112V246L105 240L104 241V239L102 240V239H100ZM5 241V242H4ZM7 241V242H6ZM9 241V242H8ZM17 242V243H16ZM21 242H23V241H21ZM104 242H106V243H104ZM7 243V244H6ZM11 243V244H10ZM12 243H13V245H12ZM104 243V244H103ZM99 244H101V245H99ZM106 244H107V246H106ZM109 244V245H108ZM17 245V247H15L17 250L15 251V248L14 247H12V246H16ZM19 245V246H18ZM103 245V246H102ZM8 246V247H7ZM21 246V248H19ZM49 246H53V245H49ZM48 246V247H49ZM91 246H92V248H91ZM101 246V248H99ZM106 246V247H105ZM4 247V248H3ZM13 249H12V248ZM23 247V248H22ZM103 247V248H102ZM166 248L167 246H164L163 244L162 245H160V247H158V248H156V249H153V250H155V251H158V250H161V249H163V248ZM52 248H54V249H52ZM87 248H88V250H87ZM96 248V249H95ZM107 248H108V250H107ZM3 249H5V250H3ZM8 249V250H7ZM11 249H12V251H11ZM58 248L56 247V249H55V247L53 246V247H51V248H49V249H44V253H43V250H39V252L38 253H36L35 251H37L38 249H32V251H31V249H28V254H33L34 253V255H39V254H45V255H50V256H52V258H50V259H52V261H54V262H56L55 260H53L55 257H56V260H57V255H59V250H57ZM90 249H92V250H90ZM113 249V250H112ZM158 249V250H157ZM55 250V251H54ZM96 250V251H95ZM2 251V252H1ZM9 251H11V252H9ZM50 251H52V252H50ZM70 251V252H69ZM89 253H87V252ZM98 251V252H97ZM100 251V252H99ZM101 251H103V252H101ZM108 251V252H107ZM112 251V252H111ZM16 252H17V254H16ZM32 252V253H31ZM42 252V253H41ZM82 252V253H81ZM84 252H85V256L84 255H82L81 257H80V254H84ZM94 252V253H93ZM106 252V253H105ZM109 252H110V255H109ZM69 253H71V254H69ZM5 254V255H4ZM8 254V255H7ZM76 254V255H75ZM77 254H79V255H77ZM91 254V255H90ZM100 254H103V255H100ZM68 255H69V257H68ZM71 255H72V257H71ZM73 255H75V257L73 256ZM93 255V256H92ZM106 255H107V259H106ZM109 255V256H108ZM79 256V257H78ZM103 256V257H102ZM4 257V258H3ZM9 257V258H8ZM39 257H41V256H39ZM78 257V259H75V258H77ZM92 257H94V258H92ZM104 258V259H102V258ZM6 258H8V259H6ZM66 258H68L67 260H66ZM70 258H72V259H70ZM86 259L87 258V260H89V261H86V260H82V259ZM97 258H98V260H97ZM74 259V260H73ZM80 259H81V262L80 263H78L79 261H80ZM100 259H102V260H100ZM10 260V261H9ZM90 260L92 261V263L90 262ZM19 261V262H18ZM58 261V260H57ZM95 261H97V262H95ZM101 261V262H100ZM7 262V263H6ZM54 262H47L48 264H53ZM59 262V261H58ZM264 262V261H263ZM12 263V264H13ZM43 264V263H40V262H36V261H33L32 262V264ZM47 263H44V264H47ZM56 264H58V263H56ZM264 264V263H263Z\"/></svg>", "mask_w": 264, "mask_h": 264}]
</instances>
